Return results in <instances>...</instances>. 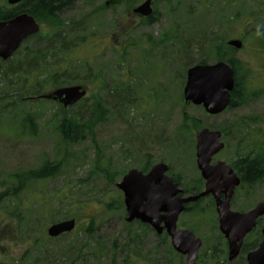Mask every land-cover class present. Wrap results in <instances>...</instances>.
Returning a JSON list of instances; mask_svg holds the SVG:
<instances>
[{"label":"rangeland","instance_id":"rangeland-1","mask_svg":"<svg viewBox=\"0 0 264 264\" xmlns=\"http://www.w3.org/2000/svg\"><path fill=\"white\" fill-rule=\"evenodd\" d=\"M108 1L79 0L59 16L73 29L69 33L74 37L69 52L74 62L53 81L41 84L43 75L38 83L42 86L31 87L28 79L21 90L27 77L18 78L19 74H12L0 62V264H91L90 259L96 257L94 251L106 254L98 264H110L111 259L120 263L126 254L133 255L134 264H183L185 258L176 256L168 241L155 233L136 223L127 232L123 196L115 184L131 168L140 170L149 162H162L189 189L190 182L199 179L200 174L193 144L196 127L188 122L190 133L175 135L185 115L201 128L212 126L223 132L226 147L214 157L215 161L232 164L264 148V42L259 33L264 25V5L260 0H156L153 7L158 21L151 25L141 24L132 15V10L144 0H113L106 5ZM202 2L196 11L197 3ZM0 4L8 7L6 0H0ZM255 12L258 14L250 15ZM236 15L243 20L236 22ZM44 30L47 26L42 23L41 31ZM177 30L175 41L160 42L162 35ZM221 32L227 40H245L235 58L240 62L245 93L251 96L238 107L206 117L200 107L180 106L177 99L183 88L182 69L185 61L199 58L193 38L199 40ZM39 50V46H34L30 53ZM56 60L50 56L45 58L46 64L39 65L51 66ZM90 78L95 81L91 83ZM100 83L110 91L114 87L116 91H130L131 100L106 105L109 109L103 110L105 121L87 124L85 137L64 148L56 131L65 115L63 111H69L68 118L75 123H80L77 119L84 115L85 122L94 102H98L95 97L105 99ZM66 84L87 85L85 99L68 111L54 102L28 99ZM160 91L164 94L159 95ZM23 95L28 100L17 102ZM27 117L33 121V131H22ZM64 151H71L76 157L65 168L66 174L40 180L14 198L5 195L7 183L12 187L16 184L15 179L8 178L10 175L52 165L63 157ZM94 169L109 170L113 184ZM4 182L7 183L1 185ZM262 201L264 179L243 198L233 199L231 206L235 211H245ZM206 204L200 205V216L196 218L179 217L178 228L185 225L194 229L197 238L214 241L215 249L207 250L203 243L196 264H228L225 241L216 228H211L214 220L201 216L207 210ZM66 215H76V230L58 239L48 238L46 229L50 223L63 220ZM36 237L39 243L33 244ZM256 237L250 236L246 243L254 242ZM132 241L139 242V246Z\"/></svg>","mask_w":264,"mask_h":264},{"label":"water","instance_id":"water-1","mask_svg":"<svg viewBox=\"0 0 264 264\" xmlns=\"http://www.w3.org/2000/svg\"><path fill=\"white\" fill-rule=\"evenodd\" d=\"M24 0H7L10 6L17 5ZM152 0L144 1L133 13L142 17L152 14ZM40 31L39 24L28 14L22 13L5 22H0V58L7 60L21 45V43ZM228 46L240 49V40H230ZM234 88V71L224 62L213 65L195 66L188 70L187 81L183 91L185 102L194 105H202L210 115L221 113L230 102V92ZM80 87L58 89L45 96L70 106L85 96ZM221 133L201 130L196 136L197 166L202 178L206 181L205 190L195 197L185 199H172L181 193L177 186L165 175L167 167L164 164L155 165L147 175L136 170L129 171L117 185L123 192L126 209L125 221L131 223L139 220L150 225L158 234L163 229L170 236L173 248L180 254L186 255L185 264H195L201 241L195 239L188 231H177L176 221L180 213L185 209V204L199 200L212 194L216 202V212L219 221V230L228 244V259L232 261L240 252L245 236L256 226V221L264 215V202L249 212L238 213L230 210V195L225 200H220L215 190L220 187L221 173L231 174L235 185L237 177L230 167L222 162L210 166L212 156L220 152L224 145L219 142ZM236 179V180H235ZM219 186V187H218ZM161 223L164 227H161ZM75 225L74 220H67L51 225L47 234L55 238L61 234L69 233ZM262 241L258 247L247 254L246 264H264V227L262 229Z\"/></svg>","mask_w":264,"mask_h":264},{"label":"trees","instance_id":"trees-1","mask_svg":"<svg viewBox=\"0 0 264 264\" xmlns=\"http://www.w3.org/2000/svg\"><path fill=\"white\" fill-rule=\"evenodd\" d=\"M79 0H25L20 5L13 7V8H7L6 6H2L0 4V21L8 20L20 13H27L34 19H36L38 22L43 23L47 26V30L41 31L39 34L31 37L24 43L23 49L17 53V55L14 56L13 60L11 62H8L6 65L11 70L12 74H19V77L26 76L27 79H30L35 72L37 76L33 78L35 81L33 85L36 86L37 80L43 75L46 74L48 81L54 80L57 78L59 73L66 72L68 66L72 64L74 60H72L71 52H69V47L71 46V41L74 39V37L69 36V33L72 34L73 29L71 27H67L65 25V22L59 18V16L66 12L67 10L71 9ZM113 2V0H109ZM116 1V0H115ZM126 1V0H123ZM129 1V0H128ZM261 5H264V0H260ZM202 3H197L196 11L200 9V6ZM195 12V11H193ZM258 12H255L253 14H250L251 16L257 15ZM239 16H235V21L240 22L242 20L238 18ZM158 17L156 15V12L154 16L149 17L147 19L141 20L142 24L144 25H151L154 24V22L158 21ZM221 25V23H220ZM72 26H77L72 24ZM248 26V25H246ZM223 29V27L221 28ZM178 30L175 32H167L166 34L161 36L160 42L168 43L170 41H175L177 37ZM259 33L262 37V41L264 42V25L259 30ZM249 34V33H247ZM199 38V37H198ZM243 39V38H241ZM244 40V39H243ZM30 41H33L34 43L28 44ZM227 38L224 36V34L221 32L219 35L218 33H214L212 35H204L199 40H195L193 38L192 42L197 44V52L199 58L194 61H185L183 64V69H187L194 65L204 66L210 63H216V62H225L228 63L232 69L234 70L235 74V85L234 89L231 93V100L228 109H232L235 107H238L240 104L244 103L246 100L250 98V94L245 93V87L243 86V78H240V62L235 58V50L227 46ZM245 41V40H244ZM198 42V43H197ZM34 46H39L40 50L35 53H30L31 49ZM19 55V56H18ZM52 57L55 60L58 59L57 62L53 63L51 66L44 65L45 67H41L39 65L40 62L45 63V58ZM16 63H13L12 61L16 60ZM87 62V61H86ZM36 63V64H35ZM64 63V64H63ZM20 64L22 65H28L26 68L20 67ZM32 64H35L34 67H31ZM46 64V63H45ZM63 64L64 68H61V65ZM2 65V64H0ZM88 65V63L86 64ZM60 67V68H58ZM182 69V71H183ZM26 80H23V84L21 87V90H24V86ZM91 83L95 81L94 79L90 78ZM47 83V82H46ZM87 83V82H85ZM100 83V89L104 90L106 92L105 99H102L100 96L95 97L97 99L93 104V108H91V112H88V119L83 120L84 115H79V118L77 119L80 123H75L74 121L70 120L69 117V111H63L65 115L60 120L56 131L60 137V144L63 145L64 148L68 149L70 146L78 143L81 141L85 136L84 134H87V131L85 129L87 124H93V123H103L105 121L104 115L106 112H108V106H113L115 104H118L120 102H124V100H131L128 98V95L130 94V91H116V87L114 89L107 90L105 85H101ZM42 86V85H39ZM128 93V94H126ZM164 94V92H159V95ZM178 102L181 103L180 106H185V103L182 100L181 93L178 96ZM181 107V108H182ZM94 112L95 117L94 118ZM185 119L182 126L178 129H175V135H181L182 134H189L190 130L188 122H190V126L197 127L199 126V123L193 122L192 119H190L189 115L183 116ZM27 123L23 124V130H31L33 131L32 125L33 121L30 119V117H27L25 119ZM28 124V128H27ZM23 133V132H22ZM21 133V134H22ZM192 136V135H191ZM252 155H248L244 158L237 159L233 166L239 171L241 177H242V185L243 187H250L252 188L255 184H259L264 179V148H261L258 153L255 151L251 152ZM76 158L71 151L67 152L64 151V155L61 159L52 162V165L44 164L42 168L34 171H28L27 173H24L23 175L16 174V175H10L9 179H15L16 184L12 187L11 184L4 182L1 185H5L6 183L9 185L8 189L6 190L7 193L5 195L11 196L14 198L19 192H23L26 190L29 186L33 185L34 183H37L40 180L43 179H51L55 178L60 175L66 174L67 167L70 166V162ZM150 167V163L148 166L142 170L146 172ZM95 173H97V169H94ZM93 173V171H92ZM103 173V175L106 174V179L111 184L113 179L110 176L111 172L109 170L100 172ZM172 179L174 182L179 184V181L176 177L172 176ZM60 200V199H59ZM58 200V201H59ZM57 201V202H58ZM55 199H54V203ZM109 206V205H107ZM44 207V206H42ZM194 216H200L197 213V210L194 212ZM76 215H66L64 218H71ZM202 216V215H201ZM142 226V225H140ZM128 227V226H127ZM88 230H91L90 228ZM128 229L127 231H129ZM257 242V240L255 241ZM39 239L36 243L38 244ZM250 245H245V251L250 249ZM208 249H215L214 241L208 242L207 250ZM116 250V245H112V251L111 255H114V251ZM94 261L91 264H98L100 259L102 257H105L103 252L101 251H94L93 252ZM100 254V256H99ZM136 254V253H135ZM215 254V252H214ZM79 255L81 256L82 260V252H79ZM137 255V254H136ZM130 256L126 254L124 260H122L120 263H116L114 259H111L110 264H131ZM243 259L240 260V263L237 264H243ZM242 261V262H241ZM201 262L204 263V259L202 258ZM200 262V263H201ZM84 264V261L82 262Z\"/></svg>","mask_w":264,"mask_h":264},{"label":"flooded vegetation","instance_id":"flooded-vegetation-1","mask_svg":"<svg viewBox=\"0 0 264 264\" xmlns=\"http://www.w3.org/2000/svg\"><path fill=\"white\" fill-rule=\"evenodd\" d=\"M217 161H215V160L212 161L211 162V166L215 167L217 165ZM232 169H233V172L235 174V178L237 177V179H238V184L235 185V181L233 183V180L231 179V174L221 173V178L219 180L220 187L218 186L219 187L218 190H215V193L218 195V198L220 200H225L226 196L230 195V193H231V192H229L230 189H232V195H231V198H230V201H229L231 209H232L231 204L233 203L232 202L233 199L235 200L238 197L243 198V196L246 193H248L250 191V189H251L250 187H243V185H242V177H241L239 171H237V169L234 166H232ZM205 184H206V182L201 177H199V179H197L195 181H192V183L189 184V187H190L189 189L188 188H184V190L181 191L180 195H177V196L173 197L172 199H179V198L180 199H185L188 196H191V197L198 196L199 194H201L205 190ZM205 202H207V204H206L207 210L204 211L203 214L208 215V217H207L208 221L209 220L210 221L214 220L215 225H213L211 228L212 229L216 228L218 230L219 226H218V217H217V214H216V202H215V198H214V196L212 194H209V195H207L205 197H202L199 200L191 202L189 204H185V210L183 211L181 216L186 215V216H192V217L196 218L197 216H194L193 212L195 210L198 211L200 209V205H202ZM253 207H251L250 209H252ZM250 209H248V210H250ZM248 210H245V211H235V210H233V211H235V212H247ZM178 223H179V219L177 221V225H178ZM208 225H209V223H208ZM180 226H181V224H180ZM263 227H264V216L257 220V226H256V229H255V232H257V233L259 232V233L262 234ZM177 229L181 230L182 228L180 227V229L179 228H177ZM162 235H164L163 237L165 238L166 234H164V232H163ZM254 235H256V234L254 233L253 236ZM250 236H252L251 233L249 235H247V237L243 241L240 255L236 259V261H238L237 263H240L241 259H245L247 254H248V252H250L251 250L254 249V247H253L252 249L250 248V249L245 251V245L247 244L246 240ZM261 239H262V236L260 238V241H261ZM252 243H249V244H252ZM249 244H247V245H249ZM243 262H244L243 264H246V259Z\"/></svg>","mask_w":264,"mask_h":264}]
</instances>
